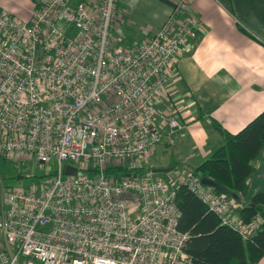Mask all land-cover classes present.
I'll list each match as a JSON object with an SVG mask.
<instances>
[{
	"label": "built area",
	"instance_id": "1",
	"mask_svg": "<svg viewBox=\"0 0 264 264\" xmlns=\"http://www.w3.org/2000/svg\"><path fill=\"white\" fill-rule=\"evenodd\" d=\"M189 2L131 45L113 35L116 0H40L27 22L0 13V154L55 165L39 190H0V264H192L177 230L180 185L242 240L258 230L259 216L241 221L236 200L192 174H104L139 168L181 130L157 105L196 38L194 19L180 16Z\"/></svg>",
	"mask_w": 264,
	"mask_h": 264
},
{
	"label": "crops",
	"instance_id": "2",
	"mask_svg": "<svg viewBox=\"0 0 264 264\" xmlns=\"http://www.w3.org/2000/svg\"><path fill=\"white\" fill-rule=\"evenodd\" d=\"M36 1L0 0V13L27 22ZM177 1L116 0L114 31L121 28L126 35L114 37L128 45L140 42L164 23ZM180 16L194 19L196 38L181 46L171 95L157 105L160 121L170 117L182 125L174 146L156 147L168 151L159 163L168 171L193 170L219 145L212 122L235 134L264 113V0H190ZM246 185L241 208L264 191V148L251 163Z\"/></svg>",
	"mask_w": 264,
	"mask_h": 264
},
{
	"label": "trees",
	"instance_id": "3",
	"mask_svg": "<svg viewBox=\"0 0 264 264\" xmlns=\"http://www.w3.org/2000/svg\"><path fill=\"white\" fill-rule=\"evenodd\" d=\"M211 128L221 136V142L188 173L199 179L206 178L214 184L213 189L209 188L213 193L239 203L246 194L251 163L264 148V113L235 134L224 132L214 122ZM139 170L141 168L107 167L104 174L120 177ZM174 205L180 215L177 230L187 236L184 252L192 264H258L264 257V191L253 195L249 203L238 211L243 222L256 216L262 219L258 230L246 240L221 225L217 216L182 185L175 191Z\"/></svg>",
	"mask_w": 264,
	"mask_h": 264
},
{
	"label": "rangeland",
	"instance_id": "4",
	"mask_svg": "<svg viewBox=\"0 0 264 264\" xmlns=\"http://www.w3.org/2000/svg\"><path fill=\"white\" fill-rule=\"evenodd\" d=\"M122 30L123 29L118 28L116 29V32L114 31L113 33L114 35H126ZM118 42H120V44L128 45L126 43L127 40L123 37L121 41L118 40ZM167 155L168 151H165V153L162 154L159 148H155L154 151L147 154L144 158L133 161V164L141 168V170L136 173V176H145L151 172L145 169H154V167L159 169L161 166L159 163L163 161V158L166 160ZM54 172L55 165L53 161L44 165L36 162L32 155L16 157L8 154H0V190L16 187L25 191H29L33 187H36V189L39 190V186L48 182ZM188 172L189 171L187 170L181 171L180 168H176L163 174H153V176L160 177L169 183H176L179 182L180 178ZM240 204H242V201H240Z\"/></svg>",
	"mask_w": 264,
	"mask_h": 264
},
{
	"label": "water",
	"instance_id": "5",
	"mask_svg": "<svg viewBox=\"0 0 264 264\" xmlns=\"http://www.w3.org/2000/svg\"><path fill=\"white\" fill-rule=\"evenodd\" d=\"M168 172V169H153L151 170V173L152 174H163V173H166ZM75 169L70 167V166H65L64 167V170H63V174L64 175H71V176H74L75 175ZM200 184L202 186H205V187H208V188H211L213 189L214 188V184L207 180L206 178H200Z\"/></svg>",
	"mask_w": 264,
	"mask_h": 264
},
{
	"label": "bare ground",
	"instance_id": "6",
	"mask_svg": "<svg viewBox=\"0 0 264 264\" xmlns=\"http://www.w3.org/2000/svg\"><path fill=\"white\" fill-rule=\"evenodd\" d=\"M174 141H175V139H174ZM173 145H174V144H173ZM173 145H172V146H173ZM158 146H159V145H158Z\"/></svg>",
	"mask_w": 264,
	"mask_h": 264
}]
</instances>
